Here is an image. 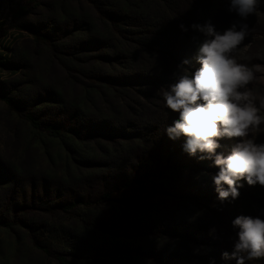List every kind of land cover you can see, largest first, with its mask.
I'll list each match as a JSON object with an SVG mask.
<instances>
[{
	"label": "rangeland",
	"instance_id": "rangeland-1",
	"mask_svg": "<svg viewBox=\"0 0 264 264\" xmlns=\"http://www.w3.org/2000/svg\"><path fill=\"white\" fill-rule=\"evenodd\" d=\"M229 2L0 0V264H236L221 255L231 222L264 212V188L241 181L221 203L219 169L167 136L179 114L159 94L206 38L193 25L240 23ZM260 7L250 54L264 49ZM250 138L264 143V124Z\"/></svg>",
	"mask_w": 264,
	"mask_h": 264
},
{
	"label": "clouds",
	"instance_id": "clouds-1",
	"mask_svg": "<svg viewBox=\"0 0 264 264\" xmlns=\"http://www.w3.org/2000/svg\"><path fill=\"white\" fill-rule=\"evenodd\" d=\"M262 2L230 0L228 11L234 12L240 23L234 22L223 31H217L210 20L193 25L206 37L198 43L192 57L200 66L191 71L186 66L192 60L184 59L173 73L175 82L159 90L165 107L179 114L166 128L167 136L172 140L184 137V152L198 156L201 161L211 160L219 169L211 179L221 203L239 198L241 181L264 188V143L250 138L264 124V114H261L264 95L258 96L249 88L256 82L264 84V63L241 62L264 61V49L250 54L252 44L245 43L250 34L245 21L261 11ZM180 28L187 31L183 24ZM222 138L237 140L226 155L217 151ZM262 217L264 212L256 216L239 215L232 220L233 228L238 229L237 239L232 252L224 251L222 259L248 264L264 258Z\"/></svg>",
	"mask_w": 264,
	"mask_h": 264
},
{
	"label": "trees",
	"instance_id": "trees-1",
	"mask_svg": "<svg viewBox=\"0 0 264 264\" xmlns=\"http://www.w3.org/2000/svg\"><path fill=\"white\" fill-rule=\"evenodd\" d=\"M25 9H23L22 11H24ZM8 49V48H7ZM7 51H9L10 52V50L8 49ZM6 61V60H5ZM5 61H2V59L0 60V64H6L7 62H5ZM27 118V120L29 121V122H31L33 125H36L37 123H36V121H35V119L32 117V116H27L26 117ZM45 130L51 135V136H54V137H59L60 135H61V131L58 129V128H56V127H54V126H46L45 127ZM61 262L63 263V264H70L69 262H67L66 260H64V259H61Z\"/></svg>",
	"mask_w": 264,
	"mask_h": 264
}]
</instances>
